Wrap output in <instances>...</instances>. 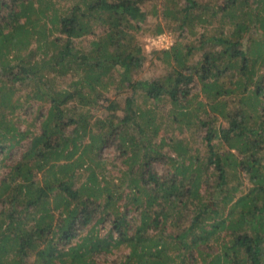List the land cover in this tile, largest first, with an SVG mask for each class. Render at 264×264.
Returning a JSON list of instances; mask_svg holds the SVG:
<instances>
[{"label":"trees","instance_id":"obj_1","mask_svg":"<svg viewBox=\"0 0 264 264\" xmlns=\"http://www.w3.org/2000/svg\"><path fill=\"white\" fill-rule=\"evenodd\" d=\"M0 264H264V0H0Z\"/></svg>","mask_w":264,"mask_h":264},{"label":"rangeland","instance_id":"obj_2","mask_svg":"<svg viewBox=\"0 0 264 264\" xmlns=\"http://www.w3.org/2000/svg\"><path fill=\"white\" fill-rule=\"evenodd\" d=\"M146 10V9H145ZM144 8L142 11H145ZM146 12V11H145ZM149 18V17H147ZM151 21V19H150ZM173 42V37L171 36V34H168V33H164L160 36H157V37H148V36H142L141 38V46L143 48V50L145 51L146 54H149L152 50H162V49H166L168 47L171 46ZM31 50L34 51L35 49V46L32 45L31 46ZM32 51V52H33ZM36 55V53H35ZM36 60L38 59L37 55L34 57ZM152 65H149L148 67H146L148 69V71L150 70L153 71V68L151 67ZM147 72V71H146ZM145 76H148V74H146ZM21 95V94H24L25 93V90H19L18 91ZM165 105V104H164ZM27 106H25L23 109H21L20 111H18L16 114H20L22 117H21V120H20V125H21V128H25L26 125L28 123L31 122V116H27L26 115V110H28L29 108L26 109ZM168 111V107L167 105H165L163 107V112L161 113L162 115L165 114L166 112ZM25 115V117H24ZM34 115H36V113L34 112ZM103 114L102 113H97L95 116H102ZM95 118V117H94ZM23 121H26L25 123H23ZM106 157H108L107 155H105ZM118 165H119V161H115ZM112 166L109 165V171L114 174V175H117V172H118V169H115V170H112L111 169ZM127 191H125L126 193ZM119 253H125V250L124 251H119ZM118 253V254H119Z\"/></svg>","mask_w":264,"mask_h":264}]
</instances>
